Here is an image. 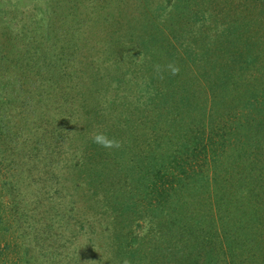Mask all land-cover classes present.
<instances>
[{"label": "rangeland", "instance_id": "374dc122", "mask_svg": "<svg viewBox=\"0 0 264 264\" xmlns=\"http://www.w3.org/2000/svg\"><path fill=\"white\" fill-rule=\"evenodd\" d=\"M261 3L0 0V264L257 255Z\"/></svg>", "mask_w": 264, "mask_h": 264}, {"label": "trees", "instance_id": "16d2710c", "mask_svg": "<svg viewBox=\"0 0 264 264\" xmlns=\"http://www.w3.org/2000/svg\"><path fill=\"white\" fill-rule=\"evenodd\" d=\"M261 11L263 10V12H262V14L264 13V3H261V5H260V8H259ZM264 15V14H263ZM126 106H129L127 103H125V107ZM224 136V135H223ZM253 172H257L258 171V169L256 168V167H253ZM251 174H254V173H251ZM253 182V181H252ZM258 195V193H255V196H257ZM246 204V203H245ZM244 204V205H245ZM243 205V204H242ZM256 215H255V218H254V220L255 221H252V223H251V227H253V228H255L256 230H258V227H259V225H261L262 226V230H263V228H264V222H262V221H260L259 222V220H258V218H259V214L261 213V209H260V212L257 210L256 211ZM240 227V226H239ZM241 227L242 228H244V230H247L248 228L247 227H249V222L248 221H245V222H243L242 224H241ZM251 227H250V229H251ZM255 229H252L253 231H255ZM260 229H261V227H260ZM250 231V230H249ZM261 233H262V231H261ZM255 234V233H254ZM246 235H247V233H246ZM256 238V243L258 244L257 246L259 247V250L257 249V247H256V249H257V251H258V254L257 255H255V256H253L250 260L248 259V260H246L247 258H246V256L243 254V253H240V252H238V254H237V258H238V260H237V262H238V264H255V262H259V264H261L262 263V261H263V258H264V248L261 246V244H260V239L259 238H257V237H254V239ZM162 239H160V238H157V241H158V243L161 241ZM258 241V242H257ZM259 255H261V256H259ZM244 257V258H243ZM172 264H179V263H177V262H175L174 261V263H172Z\"/></svg>", "mask_w": 264, "mask_h": 264}, {"label": "clouds", "instance_id": "9594fccd", "mask_svg": "<svg viewBox=\"0 0 264 264\" xmlns=\"http://www.w3.org/2000/svg\"><path fill=\"white\" fill-rule=\"evenodd\" d=\"M96 143L101 144L105 147H111L112 146V142L110 140H108L104 135H97L96 136Z\"/></svg>", "mask_w": 264, "mask_h": 264}]
</instances>
